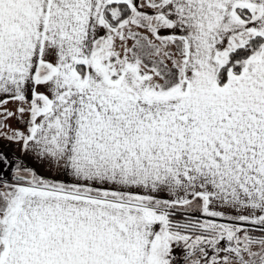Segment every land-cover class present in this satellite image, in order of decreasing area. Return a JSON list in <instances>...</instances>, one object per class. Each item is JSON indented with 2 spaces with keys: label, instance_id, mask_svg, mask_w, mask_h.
Instances as JSON below:
<instances>
[{
  "label": "snow or ice",
  "instance_id": "snow-or-ice-1",
  "mask_svg": "<svg viewBox=\"0 0 264 264\" xmlns=\"http://www.w3.org/2000/svg\"><path fill=\"white\" fill-rule=\"evenodd\" d=\"M0 264H264V0H0Z\"/></svg>",
  "mask_w": 264,
  "mask_h": 264
}]
</instances>
